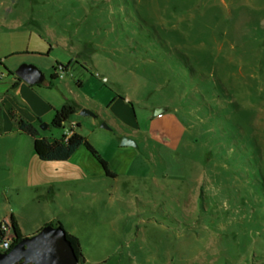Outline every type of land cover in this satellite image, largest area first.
Segmentation results:
<instances>
[{
  "label": "rangeland",
  "instance_id": "1",
  "mask_svg": "<svg viewBox=\"0 0 264 264\" xmlns=\"http://www.w3.org/2000/svg\"><path fill=\"white\" fill-rule=\"evenodd\" d=\"M22 65L19 114L131 163L98 185L87 264H264V0H0V71Z\"/></svg>",
  "mask_w": 264,
  "mask_h": 264
},
{
  "label": "crops",
  "instance_id": "2",
  "mask_svg": "<svg viewBox=\"0 0 264 264\" xmlns=\"http://www.w3.org/2000/svg\"><path fill=\"white\" fill-rule=\"evenodd\" d=\"M17 70L4 67L0 71V82L8 85L0 87V228L13 216L27 238L46 226L61 224L69 234L80 240L87 264L90 258L83 250L81 227L89 228L84 219L94 206L99 207L97 210L102 209L100 206L107 192L99 190L98 185L108 179L128 178L131 163L123 164L120 160L116 166L114 160L112 163L103 157L88 140L68 159L42 158L36 138L22 132L19 121L34 125L41 132V137H45L40 125L48 111L33 112L29 116L19 114L18 90L23 93L25 86L33 87L17 76ZM69 124L66 130L78 133L76 123ZM124 137H130L136 143V129ZM130 147L136 148L137 145ZM82 148L89 153L88 156L81 151ZM123 165L125 172L120 174L121 170L115 167ZM90 224V230L96 234L102 230L98 220L97 224Z\"/></svg>",
  "mask_w": 264,
  "mask_h": 264
},
{
  "label": "water",
  "instance_id": "3",
  "mask_svg": "<svg viewBox=\"0 0 264 264\" xmlns=\"http://www.w3.org/2000/svg\"><path fill=\"white\" fill-rule=\"evenodd\" d=\"M17 76L29 85L42 80V73L32 65H22ZM164 109H157L155 115L161 116ZM83 116H95L89 110H82ZM46 124L42 130L48 129ZM103 128L110 129L104 124ZM137 145L130 137H124L122 146ZM0 264H80L75 251L61 227L46 226L32 237L21 240L10 252L0 251Z\"/></svg>",
  "mask_w": 264,
  "mask_h": 264
},
{
  "label": "trees",
  "instance_id": "4",
  "mask_svg": "<svg viewBox=\"0 0 264 264\" xmlns=\"http://www.w3.org/2000/svg\"><path fill=\"white\" fill-rule=\"evenodd\" d=\"M178 54V57L182 60V62L184 61V64H187L189 58L185 54ZM181 57H183V59ZM53 79H57V77L53 76ZM54 113L55 114L52 121V126L56 128H62L71 119V117L77 113V108L74 104H65L61 109L54 110ZM19 125L22 132L36 138L38 152L40 156L44 159H68L72 155H74L82 145H85L87 142V139L78 133H74L68 141H66L65 139L50 140L49 138L41 137V132L39 131V129L36 128L34 125L25 122L24 120H20ZM4 224L8 225L7 223ZM8 227H10L14 236L10 249L11 251L25 237L23 236L18 226V223L13 216L9 222ZM57 227H61L64 229L61 224H58ZM66 236L69 242L71 243L76 256L78 257L80 264H86L82 253V246L80 240L76 236L69 234L67 231Z\"/></svg>",
  "mask_w": 264,
  "mask_h": 264
},
{
  "label": "built area",
  "instance_id": "5",
  "mask_svg": "<svg viewBox=\"0 0 264 264\" xmlns=\"http://www.w3.org/2000/svg\"><path fill=\"white\" fill-rule=\"evenodd\" d=\"M73 134V130H66L64 136L65 140L68 141ZM7 224L9 225V223ZM8 225L3 224L0 228V251L3 253L10 251L14 237L13 232Z\"/></svg>",
  "mask_w": 264,
  "mask_h": 264
}]
</instances>
